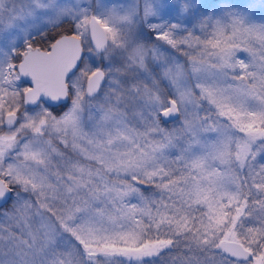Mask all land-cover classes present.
<instances>
[{
	"label": "snow or ice",
	"instance_id": "6c2138e0",
	"mask_svg": "<svg viewBox=\"0 0 264 264\" xmlns=\"http://www.w3.org/2000/svg\"><path fill=\"white\" fill-rule=\"evenodd\" d=\"M0 264H264V0H0Z\"/></svg>",
	"mask_w": 264,
	"mask_h": 264
},
{
	"label": "rangeland",
	"instance_id": "374dc122",
	"mask_svg": "<svg viewBox=\"0 0 264 264\" xmlns=\"http://www.w3.org/2000/svg\"><path fill=\"white\" fill-rule=\"evenodd\" d=\"M235 2H237V3L252 2V3H255L257 6H259L261 0H235ZM257 12H259V8H257Z\"/></svg>",
	"mask_w": 264,
	"mask_h": 264
}]
</instances>
